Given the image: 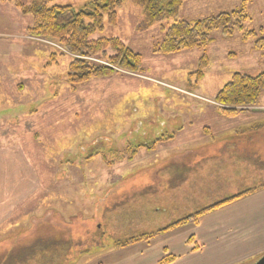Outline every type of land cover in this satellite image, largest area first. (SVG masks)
I'll return each instance as SVG.
<instances>
[{
	"label": "rangeland",
	"instance_id": "rangeland-1",
	"mask_svg": "<svg viewBox=\"0 0 264 264\" xmlns=\"http://www.w3.org/2000/svg\"><path fill=\"white\" fill-rule=\"evenodd\" d=\"M93 1L55 3L79 11ZM243 1L187 0L180 19L211 17L240 8ZM246 8L250 19L243 31L259 32L264 0H248ZM145 21L142 9L126 2L118 8L116 25L106 22L92 36L120 38L142 56L143 72L114 66L111 76L74 86L67 72L75 56L55 41L31 35L32 17L0 0V175L17 180L34 174L38 186L0 222V264H86L110 257L118 240L182 216L171 204L173 192L163 186L154 191L167 174L160 165L186 153L183 142H198L199 127L219 124L213 118L221 108L216 95L235 72L264 71V53L255 48V38L244 40L243 32L227 37L215 30L206 50L209 65L199 79L204 50L155 53L165 33L161 24ZM52 54L57 58L48 65ZM88 59L108 64L99 56ZM247 109H264V93ZM252 140L254 147L264 143L261 136ZM6 185L13 189L17 181ZM154 194L168 200L154 201ZM130 247L117 253L126 256Z\"/></svg>",
	"mask_w": 264,
	"mask_h": 264
},
{
	"label": "crops",
	"instance_id": "crops-1",
	"mask_svg": "<svg viewBox=\"0 0 264 264\" xmlns=\"http://www.w3.org/2000/svg\"><path fill=\"white\" fill-rule=\"evenodd\" d=\"M215 114L218 125L199 127L198 142H183L181 147L187 152L160 165L170 179L164 175L165 180L154 191L163 186L175 194L171 204L182 215L175 220L264 185V151L258 149L264 143L254 147L252 142L255 137H264V109L244 110L234 116L221 110ZM238 119V126L224 127L227 121ZM256 153L257 157L251 155ZM9 181H17V186L10 189L6 185ZM36 182L34 174H22L17 180L9 174L0 175V222L9 219L18 204L37 191ZM154 197L161 203L168 200L157 194ZM130 246V254L117 253ZM130 246L116 248L110 257L100 256L86 264H158L168 254L176 257L169 264H253L264 255V187L204 214L197 222ZM113 258L117 261L109 263Z\"/></svg>",
	"mask_w": 264,
	"mask_h": 264
},
{
	"label": "trees",
	"instance_id": "trees-1",
	"mask_svg": "<svg viewBox=\"0 0 264 264\" xmlns=\"http://www.w3.org/2000/svg\"><path fill=\"white\" fill-rule=\"evenodd\" d=\"M1 1L13 3L23 15L32 17L33 24L28 29L31 35L55 41L75 56L67 72L69 81L74 86L91 78L111 76L115 72L114 66L135 73L144 71L142 56L128 47L120 38H92L96 32L104 29L106 22L116 25L118 8L126 2H131L142 9L147 26L161 24L165 35L162 42L155 47V53L168 55L193 48L204 50L205 53L199 61L196 73L199 79L204 76L209 65L206 50L214 41L212 32L215 30L222 31L223 35L227 37L233 36L236 31L243 32L244 40L255 38V48L264 53V27H261L259 32L256 30L243 31L245 23L250 19L246 8L248 0H244L243 6L240 8L196 20L180 19V10L187 0H94L91 7L87 6L79 11L72 5L56 4L57 0H32L30 4L21 0ZM109 49L114 52L113 55L108 54ZM97 56L102 57L108 64L92 62L88 59ZM56 58V54H52L48 65L52 64ZM263 93L264 71L256 75L235 72L231 80L218 92L215 100L221 104L222 113L234 116L238 112L248 110V107L258 104ZM158 142L160 141L158 140L156 143ZM152 148L149 147V149ZM263 187L264 185L244 191L202 208L155 231L118 240L115 248L151 241L165 232L191 222H197L204 214L252 194ZM68 249L69 247L66 246L67 252ZM175 259V256L168 254L158 264H169Z\"/></svg>",
	"mask_w": 264,
	"mask_h": 264
},
{
	"label": "water",
	"instance_id": "water-1",
	"mask_svg": "<svg viewBox=\"0 0 264 264\" xmlns=\"http://www.w3.org/2000/svg\"><path fill=\"white\" fill-rule=\"evenodd\" d=\"M253 264H264V255Z\"/></svg>",
	"mask_w": 264,
	"mask_h": 264
}]
</instances>
